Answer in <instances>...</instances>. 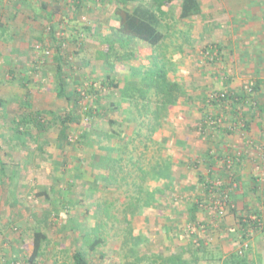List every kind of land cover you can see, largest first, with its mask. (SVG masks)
<instances>
[{
  "label": "rangeland",
  "instance_id": "1",
  "mask_svg": "<svg viewBox=\"0 0 264 264\" xmlns=\"http://www.w3.org/2000/svg\"><path fill=\"white\" fill-rule=\"evenodd\" d=\"M181 1L175 0L167 7L171 13L166 20L171 28L160 47L171 67L168 78L179 83L189 99L182 95L170 107L169 115L164 118L165 126L152 136L153 142H145L147 148L139 141L130 145L133 149L130 157L138 162L132 164L128 159L123 162L131 176L128 183L119 181L121 186L104 180L109 170L99 167L93 154L96 146L75 147L80 127L69 128L68 131H72L71 144L59 138L61 125L56 116H64L69 106L67 101L57 96L58 47L63 44L62 73L68 91H87L90 85L99 86L110 72L119 80L121 88L127 80L140 81L138 75L153 69V48L130 42L129 45L116 44L114 52H108L110 45L104 37L111 31V24L104 22L101 23L103 27L89 30L86 28L90 21L88 15L77 12L69 27L59 26L53 33L52 26L46 23L41 25L43 28L35 30L27 27L1 33L0 97L5 100V108L0 111V264H5L3 258L6 257L18 256L21 261H27L33 249L34 232L39 230L48 237L43 256L38 259L40 264H73V253L82 250L88 251L86 260L90 264H162L161 261L163 264H176L179 260L171 262L169 257L177 258V255H184L190 264H206L204 258H193L191 252L197 251L192 243H203L208 249L219 246L221 250L207 253L216 262L217 252L225 256L230 254L228 249H251V239L255 240L259 234L243 242L236 231L240 241L230 243L228 237L233 235L229 230L216 228V225L221 227L225 223L228 210L218 215L214 202L224 193L238 195L239 186L235 187L233 182V159L229 155L261 150L253 134L247 131L248 125L244 129L250 120L254 123L248 114L261 112L257 109L254 112L256 107L250 93V72L258 64L248 62L244 65L240 55L229 52V41L233 39L235 30H228L227 14L214 15L217 21L212 20L210 13H203V18L184 19L180 16ZM211 3L212 0H203L205 5ZM62 7L65 12H70L69 16L66 15L70 19L73 10L67 5ZM112 9L113 3L106 2L103 19L107 22L112 21ZM6 33L13 36L21 34V38L7 39ZM36 33L42 37L33 39ZM219 42L222 47L217 54L215 44ZM139 69V74H135ZM230 89H239L232 91L246 98L238 107L236 124L230 125L231 116L222 112L221 124L229 130L218 132L211 128V132L208 130L201 134L199 128L205 114L217 113V109L212 111L208 103L211 105L210 100L219 93H230ZM102 94V106L115 102L118 109L110 113V117L96 119L93 125L106 131L108 119L124 121L121 140H127L136 127V121L132 122L129 115L132 105L123 100L119 90L104 88ZM152 101L151 109L154 106ZM90 102L89 98L83 104L89 105ZM35 111L47 114L41 120L47 126L45 131L31 121L20 123ZM82 120L83 129L89 121L86 118ZM15 121L20 124L16 125ZM141 134H146V128L141 130ZM246 135L248 144L242 143ZM236 138L241 139V143H236ZM207 152L219 161L210 193L206 192L203 182L198 183L199 172L206 177L205 181H211L207 178L208 163L203 161ZM225 154L229 156L227 159ZM81 158L83 163H79ZM163 160L172 163V175L158 179L150 177L151 168ZM229 160L231 168L227 167ZM197 161L198 167L195 165ZM139 168L149 174L143 183L144 189L156 193L157 203L143 209L139 215L125 216L123 204L127 202V195L136 194L138 177L142 175ZM168 182H173V192H165ZM220 183L229 190L222 191ZM117 187L122 189L117 190ZM42 192L45 195L40 194ZM201 197L204 201L197 213L198 220L191 222L188 209L193 202L199 203ZM233 203L236 205L235 200ZM108 204H113L110 221L108 214L101 212ZM100 222L105 225V230H96ZM96 240L99 241L97 244ZM93 244L95 249L90 251ZM198 254L203 256L202 252ZM262 259L264 262V256Z\"/></svg>",
  "mask_w": 264,
  "mask_h": 264
},
{
  "label": "trees",
  "instance_id": "2",
  "mask_svg": "<svg viewBox=\"0 0 264 264\" xmlns=\"http://www.w3.org/2000/svg\"><path fill=\"white\" fill-rule=\"evenodd\" d=\"M173 1L175 0H152L151 4H147L144 2H137V0H122L124 6L119 7L116 11L119 27L113 30L114 37L107 40L110 45L108 47V52H114L116 44L120 43L121 45H129L133 39L139 40L144 44H148L153 48V54L151 56L153 69L148 72L145 71V73L143 71V75H138L140 69L137 70V73L135 72V74L138 75V79H140V81L127 80L125 86L121 88L119 80L115 78L113 72H110L107 73V76L104 78L103 82L99 83V86L90 85L87 91L76 89L73 91H68L62 73V64L64 61V57L62 55L63 44L58 47L59 55L56 57L58 62L56 67V75L59 80L56 88L57 96L59 99L67 101L69 106L64 116H56L57 122H59L61 125L59 138L64 140L67 144H71L69 138L72 131H68L69 128L72 126L80 127L81 131L76 138L77 145H75V147L85 149L87 146H96L95 152H93V154L98 160L99 167L109 170V172L103 178L105 181L113 184L114 186L120 185L119 181L121 180L123 182H129L128 178H130L131 174L130 171L126 169L128 166H125V164L123 165V162L126 159H128V161L132 164H136L138 162L137 160H134L130 157L132 156L133 152V149H130V145L135 141H139V144H142L143 147L147 148L148 146L145 142H153L152 136H154L160 129L163 128V126H165L164 118L169 115L170 107L179 100L180 96L186 95L179 83L171 81L168 78V70L171 69V67H169L165 55L162 54L164 53L161 51L162 47H160L166 40L169 34V29L171 28V25H168L166 20L170 16V12L165 10V7L171 4ZM77 6L78 5H76V7ZM201 12L202 8L199 0L181 1V18H191L200 15ZM144 68L142 70L150 69L149 67L148 69ZM104 88L119 90L123 100L128 101L129 105H132V107L130 106L132 111L129 110L131 112L129 115L132 117V122L136 121V127L135 132L127 140H121L124 135L122 134V132H124L123 128L125 127L124 121L107 118L109 128L106 131H102L101 128L95 127L93 125L96 119L108 116L110 113L117 111L118 109V104L115 102H111L109 105H101V96H103L102 93ZM260 89L261 83L257 82L255 85H252V92L250 93L252 95H257V92ZM89 98L91 101L90 104L87 105L85 103L84 105L83 103ZM153 98H155V103L152 101ZM187 99H189V97H187L186 100ZM245 99L246 98L244 95H241L240 93H233L231 91L230 93H219L216 98L211 99V105L208 103V107L210 109L212 107V111L217 109V113L215 115H208V113L205 114V118H203L201 125L202 127L199 128L201 134H206L208 130L211 132V128H214V130H217L218 132L229 130V127H223L225 125L221 124L223 121V119H221L222 112L229 114L231 116L230 125H235L239 118L238 107L244 104ZM255 99L256 98L253 97L251 101L257 104L258 101ZM151 101L154 103V106L152 107L153 109L150 108ZM3 108H5V100L0 97V111ZM46 115L47 114L45 112L35 111L30 116H33V118L27 117L22 122L20 121V123L28 124L31 121L32 123H36V125L39 126V129H43L45 131L47 126H45V123L41 122V120L44 119ZM55 115L56 114H54V116ZM82 118H86L89 121V124L83 129L81 127L83 124ZM140 118H143V120H139ZM15 122L16 125L20 124L18 121ZM210 124L214 126L210 127ZM247 125L248 124L244 125V129ZM143 128H146L145 135L141 134V130ZM100 137L102 139H100ZM99 152L100 154H98ZM204 156L205 157L203 161L204 163H208L209 166L207 178H210L211 181H205L206 177L199 172L198 183L203 182L207 188L206 192L210 193L213 191V181H215V178L217 177V172L215 169V159L217 158L216 156L214 157L213 154H208V152L204 154ZM224 156L226 157L227 155L225 154ZM81 160L82 161H79V163H83L84 159L81 158ZM195 165L198 167L199 162ZM3 168L1 170L2 172H4ZM139 171L142 173V175L138 177L140 180L139 183L136 184V194L134 196H131V194L127 195V202L123 204L122 213L125 216L139 215L143 209H147L150 206H156L157 203L156 193L149 192L144 189L143 183H145L146 175L149 174L141 168H139ZM151 171L150 177L155 179L169 177L172 175V163L170 160L159 161L154 167L151 168ZM234 180L235 181L233 182H235V184L238 186V181H236L235 177ZM172 183L173 182H168V184L165 185V189H167L165 192H173V188H175V186ZM231 185L232 184H230V186ZM116 189L121 190L122 188L117 187ZM220 189L224 192L229 190L226 185H221ZM128 191L129 190H126V192ZM40 194L45 195L43 192ZM226 195V197H228V205L226 210L236 213V210H234L235 203H233L232 193L229 192ZM68 201L71 203L70 200ZM202 201L204 200L201 197L199 198V203L193 202L189 207L188 211L191 222H196L198 220L197 213ZM112 207L113 204H108V207H104V210L99 208V210L101 209V212L108 214L106 215L108 217V221L111 219L110 213ZM228 211L226 212L227 215ZM254 215L255 220H251L247 216L238 217L239 232L241 233L243 242L249 240V232L251 229H257L260 226V215H258V213ZM99 228H104L105 230V225L100 222L96 230ZM46 242H48L47 234L41 230L35 231L33 235L32 253L28 257L27 261H21L18 256L12 258L6 257V259L3 258V261L5 264H40L38 259L43 256L44 244ZM97 242L99 241L96 240L95 244H97ZM95 244L91 246L90 251L95 249ZM192 245L195 246V250L197 251V253L191 252L193 258H204L207 261L206 264H254L250 259L249 251L246 249L234 251L226 256H223L221 255L222 253L217 252L218 261L216 262L214 258L211 259V257L207 255V253L210 254L211 252L213 254V252L203 243H200L199 245L192 243ZM198 252H202L203 256L200 257L201 255H199ZM87 253L88 251L84 252L83 250L74 252L72 256L73 264H90L86 260ZM169 259L171 262H174V260L178 259L179 263L176 262V264H190V260L186 259L184 255H181V257H178L177 255V258L171 256ZM161 262L163 264V261Z\"/></svg>",
  "mask_w": 264,
  "mask_h": 264
},
{
  "label": "crops",
  "instance_id": "3",
  "mask_svg": "<svg viewBox=\"0 0 264 264\" xmlns=\"http://www.w3.org/2000/svg\"><path fill=\"white\" fill-rule=\"evenodd\" d=\"M199 1L202 12L197 16H202L203 18V13H210L213 16L212 20L217 21L214 15H228V30H235L232 33L233 39L229 41L231 46L228 45L231 55L234 54L238 57L240 55V58H242L240 61L244 65L248 62L258 64L250 72V84L252 86L257 82L261 83V89L257 92V95H251L252 99L255 97V100L258 101L257 104L253 102L256 107L254 112L257 110L258 112L261 110V112L259 114L256 113V115L254 113L248 114L249 117L253 118L254 123L252 120L249 121L247 131L253 134L255 143L260 145L261 150L254 152L243 151L241 155H237L236 152L230 155V158L233 159V168H235L233 170L235 179L238 181L239 186L238 195L233 196L232 194V199L234 198L233 200L236 202V205H233L236 213L228 211L225 223L221 227L216 225V228L229 230L228 232L234 238L228 237V240L233 244L234 241H240L236 233V231L239 232L238 217L247 216L253 220L254 214L258 213L260 215V226L257 229L250 230L249 238L257 236V234L259 236L255 240L254 238L251 239L253 243L248 251L254 264H264L262 259L264 256V0H212L210 5L203 4V0ZM106 2L113 3L112 21L108 20V22L105 18L103 19V16H106L104 13ZM137 2L151 4L152 0H137ZM63 5H67L73 10L70 19L66 18V15L69 16L70 12L67 10L65 12ZM76 5L78 6L76 7ZM170 5H167L165 10L169 11L167 7ZM122 6H124L122 0H0V42H2L1 33L11 29L25 30L27 27H31L32 30H35V28L42 27L41 25L45 23L46 25L50 24L53 31L58 29L59 26L62 28L69 27L76 12L88 15L90 21L89 26H86V28L89 30L96 29L97 26L103 27L101 23H110L111 31L104 37L107 42L108 39L114 37L113 30L119 27L116 11ZM220 20L224 19L221 18ZM237 35L240 37L237 38ZM5 37L10 40L20 39L21 34L13 36L11 33H6ZM41 37V34L36 33L35 36L33 35L35 40ZM53 38H55L54 35ZM136 42L143 43L136 39H133L131 43ZM145 45L150 46L148 44ZM221 47L222 43L215 44L217 54L221 52ZM212 49H214V46H212ZM230 90L238 91L239 89ZM250 92L252 91L250 90ZM248 138V135L243 136L242 143L246 142L248 144ZM236 140V143H241V139L236 138ZM218 163L219 161L215 159V169H218ZM239 234L241 235L240 232ZM219 249L220 247L216 246L211 250L219 251ZM234 251H236L234 248L228 249L230 253ZM223 253L226 254V252Z\"/></svg>",
  "mask_w": 264,
  "mask_h": 264
},
{
  "label": "built area",
  "instance_id": "4",
  "mask_svg": "<svg viewBox=\"0 0 264 264\" xmlns=\"http://www.w3.org/2000/svg\"><path fill=\"white\" fill-rule=\"evenodd\" d=\"M227 167L228 168H231V161H227ZM219 186H221V183L219 184ZM235 187L237 186L236 184L234 185ZM226 193L223 194V197L219 200H216L214 202L215 204V208L217 209V212H218V215H223L224 212H226V208H227V205H228V197H226ZM253 220L254 217H253ZM0 244H1V241H0Z\"/></svg>",
  "mask_w": 264,
  "mask_h": 264
}]
</instances>
